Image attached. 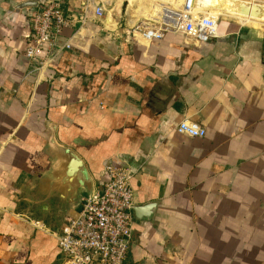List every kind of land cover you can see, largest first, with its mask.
I'll use <instances>...</instances> for the list:
<instances>
[{"label":"crops","instance_id":"obj_1","mask_svg":"<svg viewBox=\"0 0 264 264\" xmlns=\"http://www.w3.org/2000/svg\"><path fill=\"white\" fill-rule=\"evenodd\" d=\"M46 1L0 0V264L64 263L55 234L79 206L43 208L34 188L51 125L94 179L128 166L134 206L155 204L132 211L124 264H264V28L228 17L208 42L147 40L131 29L156 0H93L104 15L83 24L85 0H61L70 48L34 71L30 14ZM183 119L205 135L176 132Z\"/></svg>","mask_w":264,"mask_h":264},{"label":"built area","instance_id":"obj_2","mask_svg":"<svg viewBox=\"0 0 264 264\" xmlns=\"http://www.w3.org/2000/svg\"><path fill=\"white\" fill-rule=\"evenodd\" d=\"M90 11L94 18H101L103 3L93 4V0H85L81 5V24L87 20ZM171 11L173 19L166 21L165 14L163 19L133 27L132 33L150 40L161 38L165 32H174L197 43L208 42L216 36L221 14L194 12L190 0L183 1L179 9ZM73 23L74 18L64 12L61 0H47L31 12L32 37L25 56L37 62L34 71L55 62L70 48L69 40L60 42L59 39L63 30ZM175 129L192 138L203 137L206 133L198 123L187 119L179 121ZM133 174L134 171L123 164H104L93 199L83 200L79 210L55 234L64 263L124 264L132 240Z\"/></svg>","mask_w":264,"mask_h":264},{"label":"water","instance_id":"obj_3","mask_svg":"<svg viewBox=\"0 0 264 264\" xmlns=\"http://www.w3.org/2000/svg\"><path fill=\"white\" fill-rule=\"evenodd\" d=\"M192 9H214L222 13L242 16L264 22V4L248 0H190ZM51 167L46 176L36 180L42 207L52 205L66 212L80 207L85 199L92 200L96 192V179L88 170L84 160L71 148L59 143L55 137V126L51 125L47 142ZM155 208L154 203L133 206L136 218H147ZM67 264V263H64Z\"/></svg>","mask_w":264,"mask_h":264},{"label":"bare ground","instance_id":"obj_4","mask_svg":"<svg viewBox=\"0 0 264 264\" xmlns=\"http://www.w3.org/2000/svg\"><path fill=\"white\" fill-rule=\"evenodd\" d=\"M172 1L173 2H176V5L177 4L179 5V3L181 4L183 1H186V0H172ZM159 3H160V1H158V0H156L154 2V5H153V8H152V11H151L150 15H147V13H145L147 15V17L152 18V19L158 21L161 18L163 19L162 16H165V14H166V17L168 18V19H166V21H169L170 19H173V17H174L173 11L168 10L167 7H164L163 4H160L159 5ZM158 8H159V10H158ZM158 11H159V13H158ZM193 11L194 12H202V13H207L209 11H213L216 14H224V13H222V12H220L218 10H214V9H193ZM238 17H239V19L242 22H244L246 24H249V25L262 26V24H264V22H261V21L255 20V19H251V18H247V17H242V16H238Z\"/></svg>","mask_w":264,"mask_h":264},{"label":"rangeland","instance_id":"obj_5","mask_svg":"<svg viewBox=\"0 0 264 264\" xmlns=\"http://www.w3.org/2000/svg\"><path fill=\"white\" fill-rule=\"evenodd\" d=\"M169 3H170V7H169V9H171V10H177V9H179L180 8V3H179V5L177 4L176 5V2H173L172 0H167ZM248 1H251V2H257V3H261V4H264V0H248ZM160 2H162L161 0H160ZM161 3H159V5H160ZM158 10H159V8H158ZM146 11V12H145ZM144 12L145 13H147V15H150V13H151V11H152V9H150V10H145ZM148 11V12H147ZM149 13V14H148ZM158 13H159V11H158ZM235 18V19H237V17L238 16H235V15H231V14H221L220 15V19H223V18ZM238 19H239V17H238ZM260 27H263L264 28V24H262V26H260Z\"/></svg>","mask_w":264,"mask_h":264},{"label":"trees","instance_id":"obj_6","mask_svg":"<svg viewBox=\"0 0 264 264\" xmlns=\"http://www.w3.org/2000/svg\"><path fill=\"white\" fill-rule=\"evenodd\" d=\"M96 179V181L98 180V178H95Z\"/></svg>","mask_w":264,"mask_h":264}]
</instances>
